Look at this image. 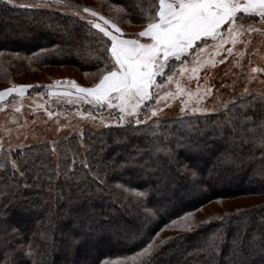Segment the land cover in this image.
I'll return each mask as SVG.
<instances>
[{
    "label": "trees",
    "instance_id": "1",
    "mask_svg": "<svg viewBox=\"0 0 264 264\" xmlns=\"http://www.w3.org/2000/svg\"><path fill=\"white\" fill-rule=\"evenodd\" d=\"M122 1L125 11L121 17L130 24L144 25L143 0ZM99 36L102 34L87 21L50 9L9 6L0 0V53H18L31 69L73 64L84 73L96 72L94 84L100 76L97 69L104 66L97 59L103 55ZM65 58L71 60L66 62ZM260 97L238 99L234 107L231 103L228 109L211 115L153 118L149 124L157 119L167 122L166 128H154L160 146L176 150L177 158L171 162H166L163 153L151 150L142 134L143 126L139 132L117 125L84 127L79 134L53 140L55 151L47 141L16 150L10 161H16L19 170L6 160L0 168V264H35L41 252L45 253L42 264H56L53 258L69 253L75 264H103L118 258L122 264H144L138 254L159 236L157 233L174 228L173 220L211 202L264 195V145L259 143L264 133L259 127L264 120V102ZM245 112L252 119L241 128ZM231 114L237 118L235 133L233 125L227 123ZM165 131L170 133L168 140H164ZM178 139L182 141L179 145ZM137 149L144 155L136 156ZM130 155L135 160L119 167ZM82 160L93 167L99 163L111 187L103 186V192H96L93 184L90 194H78L77 188L93 179ZM144 161L148 166L142 168ZM65 162L70 176L73 171L77 175L83 172L86 179L66 180L62 174L48 172L57 164L59 171H65ZM192 171L197 172L195 177ZM48 175L55 179L49 180ZM116 183L122 187L116 188ZM140 191L148 194L138 196ZM169 192L174 195L169 197ZM140 200L147 202L155 216L146 218ZM19 217L27 219L23 227L15 224ZM69 232L71 242L65 239ZM214 233L218 248L209 259L201 249ZM81 234H90V238L75 243L74 238ZM113 235L119 237L116 245L109 243ZM122 235L126 239H121ZM157 245L151 264H264V203L217 215L190 232L162 237Z\"/></svg>",
    "mask_w": 264,
    "mask_h": 264
},
{
    "label": "snow or ice",
    "instance_id": "2",
    "mask_svg": "<svg viewBox=\"0 0 264 264\" xmlns=\"http://www.w3.org/2000/svg\"><path fill=\"white\" fill-rule=\"evenodd\" d=\"M9 6H15V0H4ZM55 4H65L69 8H73L68 0H53ZM145 10L141 13V19L144 26L134 34H128L123 31L116 20L106 18L100 12L93 10L90 7H83V13L90 14V19L81 16V19H87L88 24L92 28L97 29L102 36L98 37L99 51L103 53L97 57L103 62V68H98L100 76L97 82L90 87H85L77 83L75 80L63 79L56 80L51 85H46L49 89L47 95L56 97L57 102L66 100L69 104H87L92 109L105 108L108 110L117 111L115 123L119 127H128L133 132H139L143 126L142 133L146 142L150 145L152 151L163 153L166 162L176 160L177 152L174 148L165 145L161 147L160 137L156 135V126H164L167 122H161L159 119L152 121L153 118L159 116L161 108L159 105L162 101L175 99L177 96H183V107L180 112L184 113L189 110L192 113L205 114L215 109H208L201 106V102L208 96L212 95L211 87L203 89L197 85L193 91L182 86L180 78L188 75L189 79L195 77L199 79V71L207 64H215L214 56H219L222 51H226L229 55L233 54L235 46L241 42L246 34L262 31L253 26V23L264 24V0H143ZM21 8H48L50 4L47 0L43 3L36 4H20ZM123 11L124 9H118ZM74 14L81 15L79 11ZM258 18V20L256 19ZM247 43V41H244ZM232 47L225 48V45ZM209 49L214 54L211 57H205L204 53ZM2 55V53H0ZM18 55V53H17ZM240 55V53H237ZM227 59V57H224ZM223 63V60L220 61ZM189 65H192L189 68ZM252 72L264 71V69L252 68ZM175 84V91L163 92L165 85ZM30 84L13 85L12 87L0 90V102L5 101L8 97L15 94L16 97L23 98L29 89L33 88ZM36 88L41 87L36 85ZM61 87L62 91H53L52 89ZM247 91V89H245ZM37 96H42L43 93L37 91ZM255 99V98H254ZM264 102V96L260 97ZM150 101H155V105L150 104ZM233 107L235 101L231 102ZM191 106V107H190ZM37 108H45L44 104H37ZM223 107L229 108V102H224ZM16 112L20 111L17 107ZM47 116L52 118L56 115L55 112L45 108ZM85 116H92L90 111L79 113ZM111 118V111L109 113ZM103 120V116H100ZM236 115L231 114L227 123L232 124V132L237 131ZM252 117L243 113L240 119L241 128L244 122L251 121ZM63 127V125H61ZM192 125H189L191 128ZM264 129V120L259 125ZM59 130V129H57ZM254 131V129H249ZM170 133L165 131L163 134L164 140H168ZM182 141L177 140V145ZM259 143L264 145V133H262ZM52 151L56 150V141L52 142ZM0 151L3 146L0 145ZM11 151V145L5 152V158ZM152 151L147 154L149 160L152 157ZM76 154L74 153V156ZM144 153L136 150V156H143ZM230 154L225 153L228 158ZM136 157L129 156L126 162H123L119 167L123 168L125 164H130ZM24 163H27L25 158ZM75 164V159H73ZM85 168H88V175L92 176V180L85 184L83 188L78 187V194H90L92 188L90 185H95L96 192H103L104 187H111L107 180V172H101V165L97 163L94 167L86 160L81 161ZM139 163V162H138ZM148 166V161L140 163V167ZM47 167V165H45ZM65 171H59L60 165L57 164L55 169H48L49 173L55 172L56 176L63 175L66 180H71L75 177L77 180L86 179V175L81 172L79 175L73 171L72 176L68 174L69 165L65 162ZM107 167V166H105ZM12 168L19 170L17 162H12ZM21 175L23 173L21 172ZM191 175L195 177L196 171H192ZM49 180L55 179L52 175H48ZM116 188H121L119 183L115 184ZM149 186V191H152ZM59 194V193H58ZM148 193L140 191L138 196H146ZM63 198V197H61ZM139 205L144 209L146 218L155 216V211L147 206L144 200L138 201ZM191 213H186L177 220L172 221V225L179 227L184 231H190L194 227L191 222ZM159 235V233H157ZM90 238V234H81L74 238L75 243H80ZM51 240V236L47 237ZM217 234H211L204 242V251L208 258L211 259L218 248ZM165 243L164 240L160 241ZM255 246V245H254ZM37 248L39 245L36 246ZM159 245H156L154 240L150 241L138 254L144 258V264H151V254L157 250ZM44 252L39 253V259L35 264H42ZM26 259L28 257H25ZM103 264H122L118 258L116 260H107Z\"/></svg>",
    "mask_w": 264,
    "mask_h": 264
},
{
    "label": "rangeland",
    "instance_id": "3",
    "mask_svg": "<svg viewBox=\"0 0 264 264\" xmlns=\"http://www.w3.org/2000/svg\"><path fill=\"white\" fill-rule=\"evenodd\" d=\"M43 3L44 0H17L14 7H19L20 4H36ZM50 7L44 9H50L59 12L60 14L70 16L71 18H78L85 22L87 19H81V16L88 17L90 19H97L98 17H91L88 13H83V7H90L95 11L100 12L101 15L106 18L114 19L125 33L132 34L142 29L144 25H134L126 21L125 17H121L125 11L123 7V1L118 4L117 0H68L73 8L67 7L65 4H55L53 0H47ZM81 5V7H79ZM123 8V11L118 9ZM79 11L81 15L74 14ZM258 20V18H256ZM4 25V30L8 31L7 25ZM253 26L261 29L262 31L246 34L241 42H239L234 50L233 54L229 55L226 51H222L219 56H214L215 64H207L199 71V79L195 77L189 79L185 75L180 78L181 84L186 89L195 90L197 85L203 89L204 87L212 88V95L208 96L201 102V106L208 109H215L205 114L192 113L189 110H185L184 113L180 112V108L183 107V96H177L175 99L169 101H162L159 107L161 112L156 118H169L182 115H211L220 110H224V102L236 101L238 99L246 98L250 95L264 96V71L252 72V68L264 69V24L253 23ZM97 30V29H96ZM98 31V30H97ZM26 40V39H24ZM247 41V43H244ZM232 47L230 44L225 45V48ZM240 53V55H237ZM214 54L209 49L204 53L205 57H211ZM227 57V59H224ZM60 61L62 59H57ZM64 59V58H63ZM66 62L71 60L65 58ZM223 60V63L220 61ZM21 64L23 67H21ZM62 64V63H61ZM23 62L21 56L12 55L10 53H2L0 55V90L21 84H30L34 87L29 89L25 97H16L15 94L8 97L5 101L0 102V145L3 146L4 151H0V168L2 163L6 160L12 165L10 156L16 150L26 148L31 145L40 144L42 142H49L52 145L53 140L59 138L68 137L72 134H79L84 127H90L93 129L103 128L108 126H115V118L117 111L108 110L105 108L103 111L100 109H92L87 104H69L66 100H60L57 102L56 97H49L47 95L49 89L43 86L51 85L56 80H63L65 78L75 80L82 86L90 87L92 83L97 79L96 72L84 73L81 69L73 64L63 66H41L37 69H31L30 65H26ZM27 66H29L27 68ZM192 65H189L191 68ZM36 85L41 87L36 88ZM247 89V91H245ZM53 91L64 90L61 87L52 89ZM175 84L165 85L160 90L161 95L163 92L175 91ZM43 93L42 96H37L36 92ZM37 104H44L45 108L56 113L55 116L49 118L45 108H37ZM155 105V101L151 102ZM19 107L20 111L16 112V108ZM191 107V106H190ZM92 113L96 119H92L91 116L81 115L79 113L88 112ZM111 111V118L109 113ZM103 116V120L100 116ZM63 125V127H61ZM59 129V130H57ZM11 145V151L5 158V152ZM10 154V155H9ZM156 186L160 183L156 182ZM174 184H172V187ZM177 194V193H176ZM185 194V193H184ZM169 197L174 193H168ZM180 195V193L178 194ZM161 203V202H160ZM162 203H164L162 201ZM264 203V195L261 196H246L233 198L230 200L215 201L207 204L199 210L192 213L191 222L193 223L194 230L200 223L215 217L223 213H229L230 211L249 208L253 206H259ZM103 205L107 207V204L103 202ZM19 217L15 221L18 227H23V223L27 222V219L23 220ZM69 218V217H68ZM190 230V231H192ZM184 231L179 227L174 226L171 230L163 231L154 240L155 244L163 237L175 236L178 233L190 232ZM70 233L66 234L65 239L71 242ZM113 240H109L111 245H116L119 242V237L113 235ZM123 238L126 239L124 235ZM117 245H119L117 243ZM64 247H67L64 244ZM56 264H75L77 261L73 258L71 253L65 257H59L52 260Z\"/></svg>",
    "mask_w": 264,
    "mask_h": 264
},
{
    "label": "crops",
    "instance_id": "4",
    "mask_svg": "<svg viewBox=\"0 0 264 264\" xmlns=\"http://www.w3.org/2000/svg\"><path fill=\"white\" fill-rule=\"evenodd\" d=\"M136 33V32H135ZM134 34V33H133Z\"/></svg>",
    "mask_w": 264,
    "mask_h": 264
}]
</instances>
